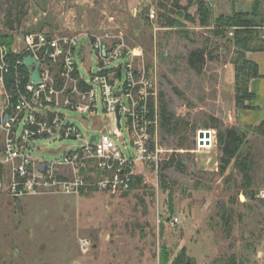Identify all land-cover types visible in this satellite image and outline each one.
<instances>
[{"label":"rangeland","instance_id":"rangeland-1","mask_svg":"<svg viewBox=\"0 0 264 264\" xmlns=\"http://www.w3.org/2000/svg\"><path fill=\"white\" fill-rule=\"evenodd\" d=\"M231 4L232 0H0V37H11L16 49L32 32L99 37L109 31L113 46L141 52L135 67L156 88L157 139L164 150L160 168L144 170L148 181L118 195L89 191L14 199L5 187L8 170L0 163V264H172L183 248L197 264H264V199L256 197L264 189V137L255 126L234 121L235 111L251 100L240 99L235 87V63L244 67L248 51L231 35L236 28L216 23L238 14ZM150 10L156 14L153 20ZM238 36L252 40L255 33L239 30ZM83 42L90 44L87 38ZM98 68V56L89 50L82 74L89 79ZM4 101L0 85V121ZM99 112L103 114L101 106ZM65 113L85 140L95 132L91 120H82L77 112ZM219 124L222 131L239 128L246 146L240 151L254 159L252 188L247 190L255 194L252 197L244 193L246 183L234 163L224 172L220 169L223 154L215 128ZM201 131H214L216 142L209 150L198 145ZM125 136L131 147L126 131ZM82 144L45 139L32 154L54 160ZM174 218L179 224L171 225ZM86 240L90 250L84 252L81 242Z\"/></svg>","mask_w":264,"mask_h":264},{"label":"built area","instance_id":"built-area-1","mask_svg":"<svg viewBox=\"0 0 264 264\" xmlns=\"http://www.w3.org/2000/svg\"><path fill=\"white\" fill-rule=\"evenodd\" d=\"M148 17L155 19V11L150 10ZM86 38L88 45L83 42ZM20 42L18 49L0 45V85L5 95L0 163L8 170L7 193L14 199L89 191L118 195L132 191L136 178L148 181L144 170L151 167L157 171L164 150L157 139L160 112L156 88L135 67L141 52L113 46L109 31L99 37L32 32ZM89 50L97 54L99 68L87 79L81 66ZM26 57L40 63L39 82L32 80L37 67L28 68ZM65 112H77L82 120H91L96 127L92 136L85 140L79 127L67 121ZM209 132V136L198 135L201 149L209 150L216 142L214 131ZM51 138L83 144L54 160L34 157L32 153L40 149L38 142ZM256 197L264 199V189ZM170 223L177 225L179 219ZM81 249L89 251L90 243L82 241Z\"/></svg>","mask_w":264,"mask_h":264},{"label":"trees","instance_id":"trees-1","mask_svg":"<svg viewBox=\"0 0 264 264\" xmlns=\"http://www.w3.org/2000/svg\"><path fill=\"white\" fill-rule=\"evenodd\" d=\"M203 7L200 8V12H203ZM223 22V25H222ZM216 23L219 26H225V27H233L236 28V31L234 32L235 38L237 42H241V44L244 46V49L247 51L252 50L253 48L249 47V44L252 42L251 38H243L238 36L239 30H248L251 28L252 20L249 19L248 14L244 13H238L236 15H233L232 17H226V18H219L216 20ZM13 42V39L6 36L0 37V45L1 44H8L11 45ZM260 50H264V46L260 47ZM250 64V68H246V65ZM244 65V61H243ZM191 66L193 68H196V62L193 60L191 62ZM235 70H236V77H235V87L237 91V95L244 99H252V94L249 92V81L253 78H256L259 76L258 73V67L257 65L251 63L250 61L247 62L245 60V65L242 67L241 63L236 62L235 63ZM11 81V78L8 77L7 82ZM245 108V107H244ZM168 123V120H165ZM215 128L219 131L218 135V142L220 145V149L222 151V157H221V165L220 169L221 171H225L232 163H234V166L239 169L243 175L244 181L246 183L245 185V191L246 195L249 197L254 196L255 194L250 191L247 192V190H251L252 183H253V173H254V159L252 158L251 153L249 152H242L240 151V148L245 144L244 138L241 136L239 128L233 127L231 129L226 128L224 131H222V125H215ZM256 132L264 137V121L255 128ZM140 178H136L132 184V190L137 188L142 182ZM225 214V212H224ZM231 260L227 263H223L221 260H216L213 262V264H231ZM172 264H197L196 261L189 256L187 249L183 248L181 253L176 257L174 262Z\"/></svg>","mask_w":264,"mask_h":264},{"label":"crops","instance_id":"crops-1","mask_svg":"<svg viewBox=\"0 0 264 264\" xmlns=\"http://www.w3.org/2000/svg\"><path fill=\"white\" fill-rule=\"evenodd\" d=\"M231 5L232 12L248 14L252 20L253 26L249 30L254 31L255 37L251 42L253 49L246 53V57L257 65L259 73L249 81L252 99L245 108L235 111L234 121L238 125L257 127L264 121V50H260L264 46V0H232Z\"/></svg>","mask_w":264,"mask_h":264},{"label":"water","instance_id":"water-1","mask_svg":"<svg viewBox=\"0 0 264 264\" xmlns=\"http://www.w3.org/2000/svg\"><path fill=\"white\" fill-rule=\"evenodd\" d=\"M24 61H25V64H26V66L28 68H30L32 65H36L37 68L35 69V71L32 74V80L34 82H39V80H40V73H39L38 67H39L40 63L38 61H36L33 57H26ZM120 76H121V73L119 74V77ZM118 120H120L119 109H118ZM205 134L207 136H209L210 135V132L209 131H207L206 133L204 131H201L200 132V136L201 137H203V135H205ZM94 139L95 138H93L92 141H94ZM0 188H1V181H0Z\"/></svg>","mask_w":264,"mask_h":264},{"label":"bare ground","instance_id":"bare-ground-1","mask_svg":"<svg viewBox=\"0 0 264 264\" xmlns=\"http://www.w3.org/2000/svg\"><path fill=\"white\" fill-rule=\"evenodd\" d=\"M209 144V143H208Z\"/></svg>","mask_w":264,"mask_h":264}]
</instances>
